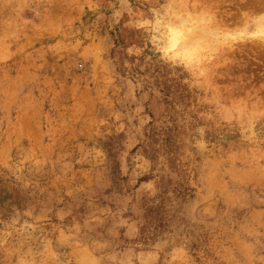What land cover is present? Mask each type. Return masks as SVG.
Here are the masks:
<instances>
[{
	"label": "rangeland",
	"instance_id": "obj_1",
	"mask_svg": "<svg viewBox=\"0 0 264 264\" xmlns=\"http://www.w3.org/2000/svg\"><path fill=\"white\" fill-rule=\"evenodd\" d=\"M0 264H264V0H0Z\"/></svg>",
	"mask_w": 264,
	"mask_h": 264
}]
</instances>
